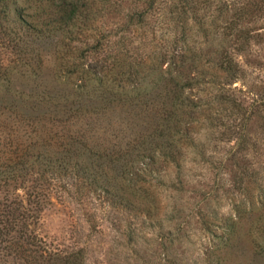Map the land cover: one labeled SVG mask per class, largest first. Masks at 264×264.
I'll use <instances>...</instances> for the list:
<instances>
[{
  "label": "trees",
  "instance_id": "16d2710c",
  "mask_svg": "<svg viewBox=\"0 0 264 264\" xmlns=\"http://www.w3.org/2000/svg\"><path fill=\"white\" fill-rule=\"evenodd\" d=\"M263 19L264 0H0V264L84 263L37 233L55 190L146 222L205 172L199 202L230 200L226 250L264 255V94L236 85ZM119 114L126 139L95 136Z\"/></svg>",
  "mask_w": 264,
  "mask_h": 264
},
{
  "label": "rangeland",
  "instance_id": "374dc122",
  "mask_svg": "<svg viewBox=\"0 0 264 264\" xmlns=\"http://www.w3.org/2000/svg\"><path fill=\"white\" fill-rule=\"evenodd\" d=\"M133 6L128 2L125 10ZM124 11L107 17L103 22L105 30L123 23L127 10ZM259 25L264 26V19ZM260 31L264 33V28ZM240 60L248 77L236 85L243 88L245 99L251 102L264 94V35ZM112 117L96 119L94 128L95 136L107 144L123 141L129 133L120 114L118 119ZM205 174L193 182L196 188L192 192L162 190L165 208L159 217L146 222L129 212L110 209L92 197L78 198L64 189L55 190L41 211L37 233L51 247L66 253L82 250L83 264H264L261 246L254 248L246 236L240 245L226 250L230 200L222 188L214 191L218 194L209 202H199L202 189L212 190L213 186V174ZM205 181L210 184L198 183ZM195 206L201 207L203 215L214 223L210 229L203 225L204 218L189 214ZM179 222L182 229L178 230Z\"/></svg>",
  "mask_w": 264,
  "mask_h": 264
}]
</instances>
